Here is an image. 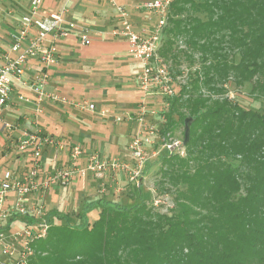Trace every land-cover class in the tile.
<instances>
[{
  "label": "trees",
  "instance_id": "1",
  "mask_svg": "<svg viewBox=\"0 0 264 264\" xmlns=\"http://www.w3.org/2000/svg\"><path fill=\"white\" fill-rule=\"evenodd\" d=\"M188 5L206 16L186 15ZM179 37L187 50L177 47ZM163 38L166 62L202 56V68L168 99L163 129L173 131L175 115L183 124L192 117L186 156L156 158L160 190L172 194L174 208L151 205L141 181L136 205L100 197L83 205L79 223L47 216V235L32 243L25 264H264V112L227 96L233 79L251 83L254 99L264 97V0H174Z\"/></svg>",
  "mask_w": 264,
  "mask_h": 264
},
{
  "label": "built area",
  "instance_id": "2",
  "mask_svg": "<svg viewBox=\"0 0 264 264\" xmlns=\"http://www.w3.org/2000/svg\"><path fill=\"white\" fill-rule=\"evenodd\" d=\"M173 1L142 0L133 5V8L142 9L157 17L150 30L144 29V31L135 28L129 19V10L125 6L112 1L119 14V23L113 28L112 34L128 41L129 53L141 64L136 81L144 98L135 115L129 116V119L136 124V130L129 145L134 164L126 161L122 156L107 158L95 151L88 152L78 141H68L37 130H25L17 139L15 149L19 154L32 150L31 164L22 173L15 172L9 167L0 177V226L11 213L6 203L10 193L16 194L13 212L25 217L36 216V221L10 230V233L0 230V246L5 255L14 256L16 252H19L17 242L20 241L23 246L20 251L21 255L27 260L34 254L32 243L45 237L51 225L47 218L45 203L27 202L28 196L48 192L55 186L69 185L89 175L103 177L107 172L115 174L120 170L127 171L130 178L135 180L144 174L148 146H161L167 154L186 155L183 141L174 139L172 132L160 135L161 129L154 120H151L158 114V111L146 100L151 93L155 92L168 99L177 94L172 88L175 82L170 65L160 54ZM4 10H7L11 19V29L8 31V48L3 50L0 56V129L3 125L12 129L15 125L6 120V111L12 104L17 82L31 89L37 95L39 103L43 101L68 102L67 97L56 92H49L45 88L49 82V69L59 60L57 46L54 43L46 44L47 38L51 36L59 39L76 34L80 43L85 45L90 41V33L87 28H79L77 23L66 19L65 15L68 11L66 7L60 12H48L44 8V0H28L26 8L21 6L19 0H0V12ZM32 58H38L44 68L40 73L27 79L25 71ZM19 98L29 100L22 95H19ZM168 99L166 100L167 107H169ZM82 107L92 111L96 110V105L93 103H85ZM116 120L120 121L121 118L117 117ZM65 143L69 144L67 163L43 174L42 156L45 147L57 146L64 149ZM26 260L18 263L25 264ZM0 264L6 263L0 261Z\"/></svg>",
  "mask_w": 264,
  "mask_h": 264
},
{
  "label": "crops",
  "instance_id": "3",
  "mask_svg": "<svg viewBox=\"0 0 264 264\" xmlns=\"http://www.w3.org/2000/svg\"><path fill=\"white\" fill-rule=\"evenodd\" d=\"M19 1L21 6L26 8L28 0ZM72 1L44 0V8L48 12L55 13L65 7L64 2L69 3L71 11L68 21L88 25L82 22L85 13L84 0H74L73 4ZM80 11L83 13L81 14ZM129 19L137 26L136 16L134 19V15L129 13ZM118 20L119 14L115 7L114 27L118 25ZM1 27L5 29L4 33L0 34V56L2 51L8 48V31L11 29V19L7 10L0 12ZM89 35L90 41L85 45L80 43L76 34L61 39H53L50 36L46 40V44L54 43L57 46L59 60L49 69V82L45 88L49 92H56L67 97L68 102L39 103L37 95L31 89L16 83L12 104L6 111V120L15 126L8 129L3 125L0 129V161L4 160L0 165V177L9 167L19 173L29 168L32 150L19 154L15 149L17 139L25 130H37L68 141H78L88 149V152L100 151L102 155L106 154L103 157L107 158L115 155L108 154L110 152H107V149L112 148L120 153L118 149L129 140V137H132L130 131L131 129L135 131L136 124L129 119V116L135 115L142 101L141 97L144 96L136 81L141 64L129 53L126 39H102L95 37L94 34ZM43 68L38 58L30 59L25 78H32ZM19 95L29 100H22ZM82 99L93 101L98 105L95 113L74 107L75 104L79 105L78 101ZM41 106L43 111L39 113L37 109L40 110ZM117 117L121 120H116ZM154 118L151 120L153 121ZM65 144L64 149L57 146L45 147L42 156L43 174L67 163L69 144ZM97 181L90 176L79 178L69 185L55 186L42 194H32L27 197V202H44L49 219L52 221L55 219L54 221L58 222L60 214H65L67 211L79 213L87 201L102 197L94 195L97 186L94 182ZM15 201L16 194L10 193L6 203L11 213L0 226V230L10 233V230L31 223L29 219L31 217L18 215L16 219L13 218L16 215L13 212ZM0 248L2 249L1 246ZM0 261L6 262L4 258Z\"/></svg>",
  "mask_w": 264,
  "mask_h": 264
},
{
  "label": "rangeland",
  "instance_id": "4",
  "mask_svg": "<svg viewBox=\"0 0 264 264\" xmlns=\"http://www.w3.org/2000/svg\"><path fill=\"white\" fill-rule=\"evenodd\" d=\"M74 1V0H73ZM73 1L71 2L73 4ZM113 0H84L83 6L85 10H83L85 13L83 14V23H87L88 25L77 23L79 28L85 27L88 29L90 34H94L95 37L99 38H110V39H119L118 37L113 36L112 30L113 25L115 23V6L112 2ZM118 5H125V7L129 10V13L134 15V19L136 16L137 23V29L139 31H144V29L150 30L152 27V23L156 20V15L148 13L142 9H135L133 8V5L137 3L138 1L142 0H114ZM70 3V4H71ZM71 4V5H72ZM65 7L68 9L67 14L65 15L66 19L68 20V15L70 14L71 7L68 6L69 3L64 2ZM189 8L188 13L186 15H199L201 17H205V12H199L196 13L192 9L191 6H187ZM62 9V8H61ZM82 11H80L81 13ZM83 13V12H82ZM81 13V14H82ZM5 27L0 28V34L4 33ZM94 31V32H93ZM53 38V37H52ZM54 39V38H53ZM61 39V38H59ZM177 47H179L180 50H187V47L185 46V37H179L177 39ZM164 41V38H163ZM192 58H187L186 56L182 55L181 58H179V63H175L174 61H168V65H170V70L172 75L174 76V82L172 84V88L175 90L176 95H178V92L180 91V88L186 85L190 79V76L192 72H195L196 70H199L202 68V56L200 53H196L194 55H191ZM237 58L239 59V54H237ZM180 76V77H179ZM138 84V83H137ZM228 92L227 96L230 97L233 101L239 102L242 106L245 108H253L260 110L264 112V97L260 100H256L251 95L252 90V84L246 83L245 85L237 86L235 81L232 79L227 84ZM208 89V88H205ZM141 97V99H143ZM168 98L164 97V95L155 92L151 93L149 97H147L148 103L155 108L158 111V114L154 118L155 124L161 129L160 135L163 136V129L167 125V112L169 107L165 106V102ZM79 105H74V107H77L79 110H88L91 112L92 110H89L87 108H83L82 105L85 103H93L96 105V109L98 105L93 101L88 100H80L78 101ZM57 104H62L57 102ZM37 111L40 113L43 111V108L41 106L40 110L37 109ZM37 116V115H36ZM36 116L34 118H36ZM165 119V121H163ZM175 119L177 124L175 125L173 131H172V137L174 139H178L183 141L184 140V124L178 120V115H175ZM130 136L134 134V130L131 129ZM136 130V129H135ZM126 141L124 144L121 145L120 153L115 152V149L110 148V150L107 149V152H110L108 154L110 155H117L122 156L126 161L130 162L131 164H134V161L132 160L131 154H130V139ZM88 150V149H87ZM102 157L106 154H101L100 151H97ZM165 152L163 149H161V146H148L146 148V157L147 162H151L153 166L150 168L148 173L145 175L142 174L141 176L137 177L135 180L130 178V175L127 171H116L115 174H112L110 172L106 173V176L103 177H93L89 175L90 177H93V179H97V182L95 183L96 189L95 194L97 196L102 197H108L109 199L118 201L119 203L125 205V206H133L140 202L139 194L136 193L134 190L137 189L138 184L142 181L143 187H142V193L144 197H147L148 194H152V200H150V204L154 205L156 209L160 210L161 212L169 213L174 208V200L172 194L163 193L160 189L161 182L163 180L162 178V172L160 171L161 163L156 162V158L159 156V154ZM107 155V156H110ZM113 155L112 157H115ZM186 156V155H185ZM4 160L0 161V165L2 164ZM156 162V163H155ZM110 173V174H109ZM87 176V177H89ZM86 178V177H84ZM142 178V180H141ZM139 182V183H138ZM97 183V184H96ZM170 187L168 185L165 186V188ZM40 203V202H38ZM102 210V205H95V207L89 211L88 218L90 223H94L96 219L98 218L100 212ZM81 211V210H80ZM65 214L70 217V221L72 223H79L81 221V218L79 217L78 213L75 211H67ZM63 215V214H60ZM48 216V215H47ZM26 220V219H25ZM55 220V219H54ZM54 223H66V220L63 218H60L59 221H54ZM51 224V223H50ZM17 248L21 251L23 248L22 243L19 241L17 242ZM16 252L14 256H8L5 255L0 248V260L4 258L6 260V264H19L18 262H23L26 260L24 257H22L21 252ZM2 262V261H1Z\"/></svg>",
  "mask_w": 264,
  "mask_h": 264
},
{
  "label": "water",
  "instance_id": "5",
  "mask_svg": "<svg viewBox=\"0 0 264 264\" xmlns=\"http://www.w3.org/2000/svg\"><path fill=\"white\" fill-rule=\"evenodd\" d=\"M192 117H187L184 122V145H187L191 136Z\"/></svg>",
  "mask_w": 264,
  "mask_h": 264
}]
</instances>
